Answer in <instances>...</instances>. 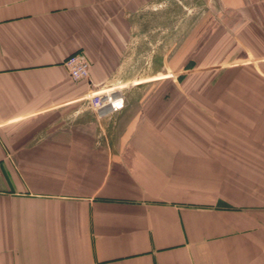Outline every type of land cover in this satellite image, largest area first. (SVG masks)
Wrapping results in <instances>:
<instances>
[{"label": "crops", "instance_id": "0c3cea01", "mask_svg": "<svg viewBox=\"0 0 264 264\" xmlns=\"http://www.w3.org/2000/svg\"><path fill=\"white\" fill-rule=\"evenodd\" d=\"M0 264H264V0H0Z\"/></svg>", "mask_w": 264, "mask_h": 264}, {"label": "built area", "instance_id": "2783aa9c", "mask_svg": "<svg viewBox=\"0 0 264 264\" xmlns=\"http://www.w3.org/2000/svg\"><path fill=\"white\" fill-rule=\"evenodd\" d=\"M64 67L70 77L71 80L77 82L88 77L89 73V62L85 55L82 53H73L68 56L64 61ZM113 93H98L94 94L91 98H89L88 102L92 111L97 115L98 118H103L105 116H109L116 112H119L124 107V101H120L118 107L113 109L112 111H107L102 113L100 109L103 104L108 100L112 99Z\"/></svg>", "mask_w": 264, "mask_h": 264}, {"label": "bare ground", "instance_id": "6f19581e", "mask_svg": "<svg viewBox=\"0 0 264 264\" xmlns=\"http://www.w3.org/2000/svg\"><path fill=\"white\" fill-rule=\"evenodd\" d=\"M106 106H107V103H104L103 106H102V108H104V107H106ZM102 108H101V109H102ZM101 109H100V110H101Z\"/></svg>", "mask_w": 264, "mask_h": 264}, {"label": "rangeland", "instance_id": "374dc122", "mask_svg": "<svg viewBox=\"0 0 264 264\" xmlns=\"http://www.w3.org/2000/svg\"><path fill=\"white\" fill-rule=\"evenodd\" d=\"M251 61H253V62H254L255 60H251Z\"/></svg>", "mask_w": 264, "mask_h": 264}]
</instances>
